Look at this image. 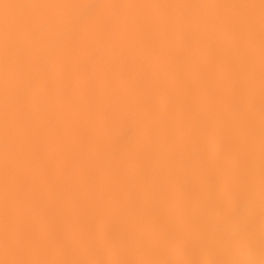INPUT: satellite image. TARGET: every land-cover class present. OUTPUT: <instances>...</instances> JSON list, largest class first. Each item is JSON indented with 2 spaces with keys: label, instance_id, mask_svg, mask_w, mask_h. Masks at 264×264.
I'll return each mask as SVG.
<instances>
[{
  "label": "snow or ice",
  "instance_id": "6c2138e0",
  "mask_svg": "<svg viewBox=\"0 0 264 264\" xmlns=\"http://www.w3.org/2000/svg\"><path fill=\"white\" fill-rule=\"evenodd\" d=\"M0 264H264V0H0Z\"/></svg>",
  "mask_w": 264,
  "mask_h": 264
}]
</instances>
